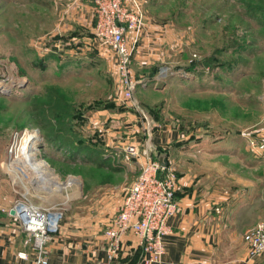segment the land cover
<instances>
[{
    "label": "rangeland",
    "instance_id": "obj_1",
    "mask_svg": "<svg viewBox=\"0 0 264 264\" xmlns=\"http://www.w3.org/2000/svg\"><path fill=\"white\" fill-rule=\"evenodd\" d=\"M75 1L0 0V200L56 209V236L93 239L119 209L109 216L118 200L109 190L124 193L138 172L137 163L122 160L127 137L141 147L148 134L155 137L166 157L164 134L174 129L175 173L195 172L202 149L213 154L212 143L215 154L245 144L249 159L260 157L264 0H139L145 22L130 65L137 81L131 100L122 96L111 52L94 40L93 20ZM147 29L158 40L144 41ZM212 53L224 67L187 68ZM68 107L80 116L73 121L80 137L90 149L98 145L91 158L47 140L57 126L44 117Z\"/></svg>",
    "mask_w": 264,
    "mask_h": 264
},
{
    "label": "crops",
    "instance_id": "obj_2",
    "mask_svg": "<svg viewBox=\"0 0 264 264\" xmlns=\"http://www.w3.org/2000/svg\"><path fill=\"white\" fill-rule=\"evenodd\" d=\"M75 3L74 9L79 7L78 11L85 20L87 18L91 22L90 1L76 0ZM73 12V15L77 14V10ZM158 36L155 30L147 29L143 40L147 41L150 37L158 40ZM165 38L170 40L171 37L166 34ZM110 54L115 65V57L113 53ZM121 126L125 125L118 124L115 131L120 133ZM178 137L174 129L166 130L163 147L164 153L167 151L166 157H163L162 149H157L152 142L155 137L149 134L145 137V146L152 147L153 158L163 157L167 165L175 169L172 152L178 145ZM127 139L137 140L136 137ZM211 145L213 154L205 153V148L202 149L203 157L197 159L195 172L188 169L176 173L178 188L175 198L181 211L167 220L169 230L164 236L161 264H264V253L248 257L243 241V234L249 227L264 221V144L259 148L262 151L260 157L253 159H249L252 154L249 153L248 145L229 144L223 148L227 152L216 154V144ZM122 190H109L108 197L112 195L118 199L109 216L121 204L119 198L121 194L124 196L127 189L124 193ZM11 200V196L6 201L0 200V264H36L32 255L27 259L18 256V252H28L30 247L23 244L25 233L8 212L13 206V203H9ZM125 245L127 254L122 257L129 255L128 258L133 260L130 264H142L139 246H136L133 235L126 236ZM104 247L101 232L93 239L83 240L54 235L47 246L46 264H84L103 258ZM122 257L111 264H128Z\"/></svg>",
    "mask_w": 264,
    "mask_h": 264
},
{
    "label": "built area",
    "instance_id": "obj_3",
    "mask_svg": "<svg viewBox=\"0 0 264 264\" xmlns=\"http://www.w3.org/2000/svg\"><path fill=\"white\" fill-rule=\"evenodd\" d=\"M92 13V33L99 46L115 57V65L122 96L131 100L137 81L131 72V61L142 35L144 9L139 0H89ZM122 160L127 165H138V172L127 188L119 209L103 230L104 257L84 264H111L127 254L125 238L133 235L142 250V264H161L164 236L168 233L167 220L181 211L175 198L178 177L174 169L163 166L152 157V147H141L130 140L122 146ZM25 233L23 244L30 250L18 252L36 264H46L48 243L58 233L61 212L19 200L8 212ZM248 257L264 253V221L249 227L243 234Z\"/></svg>",
    "mask_w": 264,
    "mask_h": 264
},
{
    "label": "trees",
    "instance_id": "obj_4",
    "mask_svg": "<svg viewBox=\"0 0 264 264\" xmlns=\"http://www.w3.org/2000/svg\"><path fill=\"white\" fill-rule=\"evenodd\" d=\"M233 44H238V42L234 41ZM217 53L218 52H216V54ZM216 54L214 55L212 53L203 58H194L192 59V63L189 64L187 68L192 69V71L195 69L204 71L207 67V70L213 71L219 65H222L224 67L225 64L218 61ZM70 110L71 108L68 107V110L66 111L56 114H47L44 117L48 126H57L51 133L48 134L49 136L47 137V140L50 142V144H53L56 149L60 150L61 147L64 146L63 144L66 143V145L68 144V148L66 149L68 150L69 154L73 155L81 153L84 157L88 156V158H91L93 149L96 150L98 148V145L95 144L94 147H91L90 149V145L87 144L88 142L83 137H80L78 132L75 130L73 123L74 119H78L80 116L78 117V113L76 112L69 113ZM54 116L55 118H53L52 121L54 122L55 119L56 122H54V124H51V118ZM64 125H66V127L68 128V131L66 130V128H62V126ZM138 250L140 256L139 258H141L142 250L140 248H138ZM128 257L129 255L126 257H122V259L127 261L126 263L130 264L133 260H130Z\"/></svg>",
    "mask_w": 264,
    "mask_h": 264
},
{
    "label": "water",
    "instance_id": "obj_5",
    "mask_svg": "<svg viewBox=\"0 0 264 264\" xmlns=\"http://www.w3.org/2000/svg\"><path fill=\"white\" fill-rule=\"evenodd\" d=\"M163 166H165L167 163H166V160L163 159V157H160L157 159ZM10 213L13 214L14 211L13 210H10Z\"/></svg>",
    "mask_w": 264,
    "mask_h": 264
},
{
    "label": "bare ground",
    "instance_id": "obj_6",
    "mask_svg": "<svg viewBox=\"0 0 264 264\" xmlns=\"http://www.w3.org/2000/svg\"><path fill=\"white\" fill-rule=\"evenodd\" d=\"M33 140H34V138L31 137V138H30V141H29V142H30L29 144L32 145ZM26 147H27V145H26ZM29 150H30V145H29ZM24 155H25V154H24ZM25 157H26V155H25ZM35 168L37 169V166H36ZM43 179H44V178H42V180H43ZM48 181H49V180H47V181H46V180H45V181L43 180V182H46V183H47ZM43 182H42V183H43ZM47 184L49 185V183H47Z\"/></svg>",
    "mask_w": 264,
    "mask_h": 264
}]
</instances>
